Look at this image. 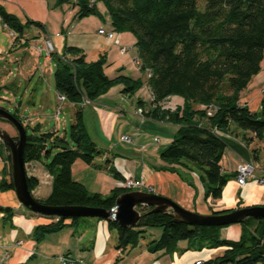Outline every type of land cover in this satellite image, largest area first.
Wrapping results in <instances>:
<instances>
[{
    "label": "trees",
    "instance_id": "obj_1",
    "mask_svg": "<svg viewBox=\"0 0 264 264\" xmlns=\"http://www.w3.org/2000/svg\"><path fill=\"white\" fill-rule=\"evenodd\" d=\"M91 2L57 0L58 5L78 6V18L95 15L103 19L105 15L109 19L110 31L134 34L138 66L148 74L146 82L152 95L151 104L155 105L148 111L139 107L143 117L178 126L175 138L161 152V159L170 166L178 164L196 172L205 198L217 202L227 183L236 177V173H224L221 167L224 151L230 146L228 138L236 131L252 132L264 142V98L257 112L240 103L241 91L259 73L264 59V0H205L203 7L199 0ZM0 18L4 25L23 38L31 25L41 26L30 19L22 22L1 3ZM51 58L56 91L77 107L69 134L60 135L54 131L39 133L36 127L32 128L31 133L27 131L25 163L42 162L52 176L49 197L45 201H38L57 207L110 210L117 197L128 190L117 186L109 195L90 192L72 175V165L76 160L95 165V158L103 154V150L88 136L83 107L86 102L102 98L116 84H121L122 93L133 95L143 81L125 74L123 68L110 77L106 73L110 64L105 55L97 60H88L86 54L74 46H67L61 55L52 53ZM174 96H179L181 103L166 105L165 102ZM139 104L143 106L144 102L139 100ZM12 114L29 129L17 112ZM10 135L16 139L15 135ZM5 149L10 164V152L6 145ZM52 151L54 154L48 161ZM109 162L106 161L107 164ZM107 164L98 168L107 170L118 182L125 179L114 166L108 167ZM37 182L34 177H28L31 192ZM0 188L14 190L11 165L9 172L4 174ZM151 209L139 208L141 219L134 228L107 220L110 230L117 234L116 248L122 254L137 247L147 236V229L160 228V237L146 246L151 253H173L178 251L180 241H186L184 251L223 248L221 253L203 260L202 264L264 263V218L244 220L240 223V238L228 240L220 234L226 226H190L174 221L167 213H150ZM0 212L3 213L0 224L12 227L14 209L0 206ZM50 219V222L39 224L32 230L31 237L36 245L51 234L76 226L83 218ZM59 257L67 259L64 264L70 261L81 263L68 255ZM121 260L122 257H117L115 262Z\"/></svg>",
    "mask_w": 264,
    "mask_h": 264
},
{
    "label": "crops",
    "instance_id": "obj_2",
    "mask_svg": "<svg viewBox=\"0 0 264 264\" xmlns=\"http://www.w3.org/2000/svg\"><path fill=\"white\" fill-rule=\"evenodd\" d=\"M0 3L9 12L16 14L22 22L30 19L41 24V26L31 25L25 31L24 44L13 43L0 18L1 84L5 89H10L6 82L12 72L8 73L6 70L13 64L18 69V75H24L29 79L28 81L31 82L38 77L37 87L28 102L32 103L34 99L32 105L36 106L41 96L40 108L50 109L57 105L56 114L58 110L61 113L62 105L67 102L74 114L76 105L66 99L59 100L60 95L57 91L54 96L51 91H43L44 73L47 69L50 73L54 72V62L45 52L44 37L51 36L55 46L54 53L58 55H61L67 46H74L80 48L88 60H97L103 55L106 59L111 56L116 58L120 56L117 42L98 33L101 28L110 31L108 17L105 15L103 19L97 17L99 18L96 19L97 21L90 20L89 16L78 18L77 6L58 5L57 0H0ZM116 36L121 46L129 43L128 40L131 39L124 33L116 32ZM108 63L111 65L112 62L108 60ZM137 67L139 68L138 63ZM113 76L114 74L110 77ZM13 85L18 86L16 80ZM263 98L264 59L259 73L253 76L246 88L241 91L240 103L247 105L252 112H257L260 110ZM173 99L175 104L181 103V98L171 97L169 101ZM139 100L144 102L143 106H140ZM175 104L169 103L172 106ZM154 106L146 104L143 98L135 99L133 95L122 93L121 87L112 88L99 100L86 103L83 107V118L88 136L99 149L103 150V154L95 158L96 166L87 164L81 159L76 160L72 165L74 179L83 183L90 192L110 194L117 187L118 181L107 170L98 168L99 165H106V161L110 160L108 167L114 166L123 177L129 175L143 183V187L137 190L156 193L177 202L189 211L202 215H210L214 211L224 209L264 206V184L255 181L264 174V152H261L264 142L258 140L252 132L236 131L228 138L230 146L226 147L221 159L222 171L227 174L236 173L238 165L246 160H251L255 168L245 186L238 185L234 177L224 187L222 197L217 202H213L210 198H205L204 188L196 172L178 164L170 166L161 159V152L175 138L178 126L146 116L136 115L133 121L129 118L133 116L134 109L142 107L148 111ZM18 112L19 110L17 114ZM23 117L24 123L29 124L26 123L28 119ZM73 120L74 115L71 121ZM35 126L39 133H43L40 132L39 125ZM56 129L53 131L59 134ZM157 132L166 136V143H155ZM124 136L131 137L132 142L124 141ZM258 143L259 146L254 148V144ZM53 154L54 151L50 153L48 161ZM6 155L5 145L0 138V185L4 174L10 170ZM129 161L134 163L131 165ZM91 170L98 172L93 174ZM27 175L38 181L32 190L34 198L45 201L52 191V176L44 164L39 161L27 164ZM0 206L12 207L15 211L12 227L0 224V260L4 251L9 253V258L3 264H64L58 260L60 255L78 259L81 261L80 264H116L117 257H122L117 264H196L197 260L209 259L223 250V248H215L184 251L187 247V242L184 241L178 247V251L173 253H150L146 246L151 240L158 239L162 230L149 228L147 236L142 238L137 247L122 254L116 248L115 231L110 230L107 220L97 218H86L72 228L47 236L36 245L31 237L32 230L39 224L50 222L51 219L25 211L15 191L11 189L0 188ZM2 216L3 213L0 212V219ZM241 232L242 227L237 223L224 227L220 234L224 239L238 240Z\"/></svg>",
    "mask_w": 264,
    "mask_h": 264
},
{
    "label": "water",
    "instance_id": "obj_3",
    "mask_svg": "<svg viewBox=\"0 0 264 264\" xmlns=\"http://www.w3.org/2000/svg\"><path fill=\"white\" fill-rule=\"evenodd\" d=\"M0 120L11 124L17 135L12 137L0 127V138L10 152V165L14 191L20 204L33 214L41 217H78L114 220L120 226L136 227L141 219L139 208H152V212L169 214L174 221H181L190 226H229L242 223L249 218L263 219L264 206H245L229 212L202 215L189 211L177 202L156 193L132 190L121 193L110 210L80 206H50L38 201L32 195L28 185L27 167L24 148L27 142V129L8 110L0 107ZM228 210L224 209L223 211Z\"/></svg>",
    "mask_w": 264,
    "mask_h": 264
},
{
    "label": "rangeland",
    "instance_id": "obj_4",
    "mask_svg": "<svg viewBox=\"0 0 264 264\" xmlns=\"http://www.w3.org/2000/svg\"><path fill=\"white\" fill-rule=\"evenodd\" d=\"M204 2H205V0H199V4L201 7H203ZM72 6H73V4L71 5V7ZM73 7H76V6H73ZM76 8H78V6ZM89 17H90V20L99 19L95 15H90ZM117 33H119V32H117ZM123 33L128 35L129 38H131L128 40L129 43H126L124 45V46H126V48L128 50L125 54H121L119 52L120 56H118L116 58L111 56V57H109V59H107V62L109 60L112 63L110 66H108L109 68L107 67L108 70L106 71V73L110 76H112L113 74L115 76L118 68L123 67V72H125V74H127L133 78H141L143 82L139 86L137 91L133 94V96H135V99H138V97L143 98L145 100L146 104H151L152 95H151V91H150L149 87L147 86V82H146V80L148 78V74H147V72L141 71L140 68L137 67V63H136L137 57H138L137 56L138 55L137 48L134 44L136 41V38H135L134 34H132L129 31H126ZM121 45H122L121 43H119V42L117 43L118 48H120ZM9 68H12V69H9ZM6 72H8V73L12 72L9 80L6 82V84L10 87V89H5L3 87V85L1 84V81H0V85H1V88H0V98H1L0 99V107L1 108L8 110L10 113H16L17 110H19L18 113H19L20 117L22 116L21 118L23 119L24 118L23 116H25L28 119L27 120L29 122V124H28L29 129L27 130L28 133H31V130H32L31 128L33 125H34V128L36 127L35 125H39L38 127L41 128L40 132H51V131H53V129L57 128L56 130H58V133L60 135L69 134L71 124H72L71 120H72V117L74 114L72 113V109L67 102H65L63 105L61 104L62 110H61V113H59L58 115L56 114V110L58 109L57 105H55L53 108H50V109L40 108V104L42 101L41 96L38 99L37 105L33 106L32 103L34 102V99L32 100L33 101L32 103H30L28 101L32 97L33 90L37 87L36 82L38 80V77L34 78L31 82L28 81L29 79L26 78L24 75H22V74L20 76L18 75V69L13 64H11V66L7 68ZM44 74H45L44 75L45 80L43 83L44 84L43 91H46V92L51 91L52 95L54 96L56 94L55 82H54V72L50 73L49 69H47V71ZM1 75L2 74L0 73V76ZM15 80L18 83L17 87H14V85H13V82ZM116 87H121V84H116L112 88L114 89ZM174 97H179V96H174ZM58 99L61 100L60 98H58ZM63 101H64V99H63ZM169 103L175 104L174 99H173V101L168 100L165 102L166 105H169ZM136 110L137 109H134V111L132 112L133 116L129 117L132 121L135 119L133 117H135L136 115L143 117V115L138 114L136 112ZM30 123H32V124L30 125ZM65 126H67V127H65ZM0 127L3 128L5 131H7L9 134L12 133L15 136L17 135V132L15 131L14 127L11 124H9L8 122L1 120L0 121ZM165 137L166 136H164L163 133H161V132L155 133V141H156L155 143H157V144L166 143L167 138H165ZM156 139H158L159 141H157ZM258 146H259V143L254 144L253 147L257 148ZM261 152H264V148L262 149ZM129 162L131 165L134 163V161H129ZM26 167H27V164H26ZM138 169H139V167H138ZM97 172H98V170H91V173H93V174H95ZM90 176H92V175H90ZM107 195H109V194H107ZM23 209L25 211L29 212L24 207H23ZM85 219L86 218H83L81 221H83ZM52 235H56V234H52ZM182 243H184V241H180L178 244V247H180L182 245ZM2 255H3V253H2ZM49 264H51V263H49ZM116 264H117V262H116Z\"/></svg>",
    "mask_w": 264,
    "mask_h": 264
},
{
    "label": "built area",
    "instance_id": "obj_5",
    "mask_svg": "<svg viewBox=\"0 0 264 264\" xmlns=\"http://www.w3.org/2000/svg\"><path fill=\"white\" fill-rule=\"evenodd\" d=\"M95 0H92L91 3H93ZM4 27L8 30V33L10 35V37L13 40V43H22L24 44L26 42V39L23 38L22 36L20 37L18 35V33L12 29H9V27H7L6 25H4ZM99 34L104 35L107 39L111 40V41H116L118 43V40H116L117 36H116V32L115 31H106L105 29L101 28L98 31ZM44 44H45V52L47 54V56H51L52 53L55 52V46L53 43V40L51 38L50 35H46L44 37ZM127 48L125 46H121L120 47V53L121 54H125L127 52ZM138 63V61H137ZM59 98L61 100L65 99L64 96H59ZM88 103V102H86ZM136 112L140 115H143V111L141 108H138L136 110ZM60 113V110L57 111V115ZM28 122V121H26ZM124 141L127 142H132L131 137L129 136H124L123 137ZM157 141H159L158 139H156ZM255 168L254 163L250 160H246L244 162H242L241 164L238 165L237 170H236V182L238 183V185L240 186H245L247 183V180L252 176L253 170ZM257 183L259 184H264V174L259 178L255 180ZM117 186L121 189L124 190H137L139 188L143 187V183L136 180L135 178L127 175L125 176V179L122 181L117 182ZM9 258V253L7 251H5L1 257L0 263H3L4 261H6ZM59 260L63 263L67 262V259L64 257H59ZM203 260H197L196 264H202ZM76 262L74 261H70L69 264H75Z\"/></svg>",
    "mask_w": 264,
    "mask_h": 264
}]
</instances>
